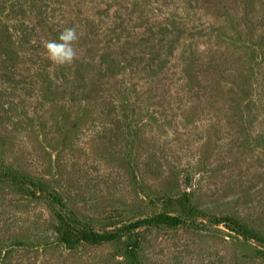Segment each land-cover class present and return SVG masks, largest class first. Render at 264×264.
Here are the masks:
<instances>
[{"label":"rangeland","instance_id":"1","mask_svg":"<svg viewBox=\"0 0 264 264\" xmlns=\"http://www.w3.org/2000/svg\"><path fill=\"white\" fill-rule=\"evenodd\" d=\"M0 176V264H264V0H0Z\"/></svg>","mask_w":264,"mask_h":264},{"label":"clouds","instance_id":"2","mask_svg":"<svg viewBox=\"0 0 264 264\" xmlns=\"http://www.w3.org/2000/svg\"><path fill=\"white\" fill-rule=\"evenodd\" d=\"M79 36L74 27L65 28L57 40L46 41L43 47L46 52L47 59L57 66L70 65L77 57L74 48Z\"/></svg>","mask_w":264,"mask_h":264},{"label":"trees","instance_id":"3","mask_svg":"<svg viewBox=\"0 0 264 264\" xmlns=\"http://www.w3.org/2000/svg\"><path fill=\"white\" fill-rule=\"evenodd\" d=\"M1 179H5V180H9V181H13V182H22L24 184H27L29 186L32 187H37L34 182L31 179L28 178H21V177H17V176H0V180ZM222 222V221H221ZM220 222V223H221ZM224 222V221H223ZM84 225V224H83ZM229 228L234 231L237 235L242 236L244 238H247L248 235L246 234V232H244L243 230H241V228H239L238 226H236L235 224H229Z\"/></svg>","mask_w":264,"mask_h":264}]
</instances>
